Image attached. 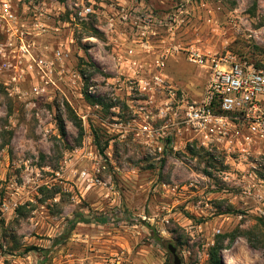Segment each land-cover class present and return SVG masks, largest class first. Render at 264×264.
I'll return each instance as SVG.
<instances>
[{
	"label": "rangeland",
	"instance_id": "rangeland-1",
	"mask_svg": "<svg viewBox=\"0 0 264 264\" xmlns=\"http://www.w3.org/2000/svg\"><path fill=\"white\" fill-rule=\"evenodd\" d=\"M97 1L125 21L72 25L66 68L78 64L87 76L66 71L51 98L0 89V264H174L169 244L182 264H212L215 252L223 264H264V155L255 170L181 140L162 155L112 125L129 113L126 83L114 84L118 53L128 70L129 48L141 63L166 54L164 71L193 97L208 74L192 50L233 51L264 69V0ZM58 39L37 38L36 52ZM91 85L98 103L87 99Z\"/></svg>",
	"mask_w": 264,
	"mask_h": 264
},
{
	"label": "built area",
	"instance_id": "built-area-1",
	"mask_svg": "<svg viewBox=\"0 0 264 264\" xmlns=\"http://www.w3.org/2000/svg\"><path fill=\"white\" fill-rule=\"evenodd\" d=\"M98 6L97 0H0V89L12 99L51 98L50 87L62 91L59 84L66 71L74 81L87 76L78 64L66 68L76 43L72 25L93 16L104 17L110 27L125 21L123 17L116 21ZM66 31L69 33L64 37ZM49 32L57 34L58 42L45 43V52L37 53V38ZM126 52L128 70L124 50V54L118 53L123 63L118 66L120 78L114 84L118 85L115 89L122 90L126 83L129 113L125 118L113 116L112 125L117 127L114 134L152 145L162 155L171 148L177 150L181 140L185 148L198 147L212 156L222 155L237 169L248 163L257 168L259 157L264 155L260 148L264 141L263 68L245 62L233 51L192 50L190 60L208 74L203 92L193 97L164 71L166 54L148 64L135 59L133 49ZM95 92L91 85L88 93L93 96ZM78 114L87 124V115ZM89 180L102 183L94 176ZM2 248H6L3 242Z\"/></svg>",
	"mask_w": 264,
	"mask_h": 264
},
{
	"label": "trees",
	"instance_id": "trees-1",
	"mask_svg": "<svg viewBox=\"0 0 264 264\" xmlns=\"http://www.w3.org/2000/svg\"><path fill=\"white\" fill-rule=\"evenodd\" d=\"M87 96V99L89 100V101H91L92 103H98V101H95V99L93 98V96L92 95H90L89 93L86 95ZM99 100V99H98ZM95 141H96V143H98L99 141L97 140L98 139V137L95 135ZM107 144V143H106ZM106 146V145H105ZM104 150H105V147H101V151H103L104 152ZM212 264H223V260H222V257H221V255H217V253L215 252V253H213V258H212Z\"/></svg>",
	"mask_w": 264,
	"mask_h": 264
},
{
	"label": "water",
	"instance_id": "water-1",
	"mask_svg": "<svg viewBox=\"0 0 264 264\" xmlns=\"http://www.w3.org/2000/svg\"><path fill=\"white\" fill-rule=\"evenodd\" d=\"M169 249L172 252L173 256H174V264H182V260L180 258V256L177 253V247L174 246L173 244H169Z\"/></svg>",
	"mask_w": 264,
	"mask_h": 264
},
{
	"label": "bare ground",
	"instance_id": "bare-ground-1",
	"mask_svg": "<svg viewBox=\"0 0 264 264\" xmlns=\"http://www.w3.org/2000/svg\"><path fill=\"white\" fill-rule=\"evenodd\" d=\"M226 264H232V261H227V260H226Z\"/></svg>",
	"mask_w": 264,
	"mask_h": 264
}]
</instances>
